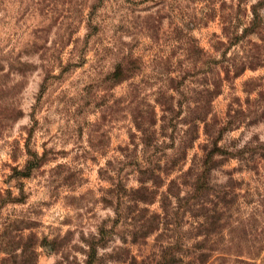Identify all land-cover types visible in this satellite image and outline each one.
I'll return each instance as SVG.
<instances>
[{"label": "rangeland", "instance_id": "obj_1", "mask_svg": "<svg viewBox=\"0 0 264 264\" xmlns=\"http://www.w3.org/2000/svg\"><path fill=\"white\" fill-rule=\"evenodd\" d=\"M263 156L264 0H0V264H264Z\"/></svg>", "mask_w": 264, "mask_h": 264}, {"label": "trees", "instance_id": "obj_2", "mask_svg": "<svg viewBox=\"0 0 264 264\" xmlns=\"http://www.w3.org/2000/svg\"><path fill=\"white\" fill-rule=\"evenodd\" d=\"M139 62L137 59L134 58H126L124 60H122L117 67L115 68L113 74L111 75V79L117 83H121L124 81L129 80L132 75H134L136 73V70L139 69ZM227 73V72H226ZM21 114V111H18L17 117H19ZM134 123H135V127L136 129H140V123L138 122L137 118L134 119ZM213 149L210 150V152L208 153L206 159L207 161H210L212 158V155L218 154L221 157H225L228 159H232L235 157V155L233 153L227 152L224 149H222L221 147L217 146V143H214L213 145ZM264 157V156H263ZM143 182H141L142 184ZM143 185V184H142ZM139 192V191H136ZM89 253H88V260L87 264H91L92 263V259L94 258L95 254H96V245L92 244L89 248ZM206 257H204L205 261ZM133 262H135V259L133 258ZM179 262V261H178ZM180 264H184L183 261L179 262Z\"/></svg>", "mask_w": 264, "mask_h": 264}]
</instances>
